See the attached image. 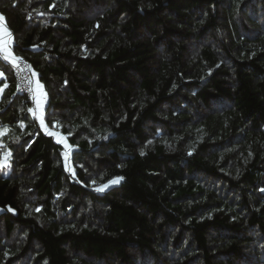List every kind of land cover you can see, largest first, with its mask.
<instances>
[{
    "label": "trees",
    "instance_id": "obj_1",
    "mask_svg": "<svg viewBox=\"0 0 264 264\" xmlns=\"http://www.w3.org/2000/svg\"><path fill=\"white\" fill-rule=\"evenodd\" d=\"M0 14L71 145L0 59V264H264V0Z\"/></svg>",
    "mask_w": 264,
    "mask_h": 264
},
{
    "label": "snow or ice",
    "instance_id": "obj_2",
    "mask_svg": "<svg viewBox=\"0 0 264 264\" xmlns=\"http://www.w3.org/2000/svg\"><path fill=\"white\" fill-rule=\"evenodd\" d=\"M0 21H4V16L3 14H0ZM4 34L7 37H11L12 33L10 29L7 27L3 28ZM11 44V39H8L5 41L4 47L2 52H0V56H2V59L6 62L11 63L13 66H17V61L20 59L19 57L15 56L9 45ZM33 76H36V73L33 72ZM0 78H4V73L3 71H0ZM7 87V84L5 83L3 88H0V92H3V89ZM33 91V100L36 103V108L32 109L29 108L28 112H30L34 118L39 120L40 126L44 129L45 134L49 136L56 137L58 143H63L65 148L71 149V145L67 144L65 142V139L60 137L58 133L51 132L48 130V126L45 124L44 120V103L47 98V93L44 92V86L39 82V80L35 81V88L32 90ZM56 125H58V122H55ZM144 153L142 152L141 155ZM191 154V153H190ZM11 153H7V156H10ZM65 159L68 158V152L64 153ZM120 179H123V177L109 180L107 183L100 185L97 187L95 190L98 192L104 191L110 184H115L118 183ZM93 184H95V181H93ZM264 191V190H262ZM9 211H12V209H9Z\"/></svg>",
    "mask_w": 264,
    "mask_h": 264
},
{
    "label": "built area",
    "instance_id": "obj_3",
    "mask_svg": "<svg viewBox=\"0 0 264 264\" xmlns=\"http://www.w3.org/2000/svg\"><path fill=\"white\" fill-rule=\"evenodd\" d=\"M17 61V66L2 59L12 70L16 81V91L23 96L26 102L31 104L32 109H35V101L33 100V89L35 88L33 73L29 62L22 57Z\"/></svg>",
    "mask_w": 264,
    "mask_h": 264
},
{
    "label": "rangeland",
    "instance_id": "obj_4",
    "mask_svg": "<svg viewBox=\"0 0 264 264\" xmlns=\"http://www.w3.org/2000/svg\"><path fill=\"white\" fill-rule=\"evenodd\" d=\"M1 79H3V78H0V80H1ZM34 80L36 81V78H35V77H34ZM1 93H2V92H0V95H1ZM45 104H47V101H45V103H44V112H45V109H46ZM35 106H36V105H35ZM53 127H54V126H53ZM48 130L52 132V130H51L50 128H48ZM6 132H7L6 130L1 131V133H0V138L3 137V136L6 134ZM53 132H55V131H53ZM55 133H58L59 136L62 137V138H64V139H65V142H66L67 144H69V143H68V140H67V137H65L64 135L60 134L59 132H55ZM54 138H55V141H57L56 137H54ZM61 144L64 146L63 143H61ZM64 148H65V146H64ZM65 151L69 153V152H70V149L65 148ZM9 158H10V156H7V153L2 154V156H1V160H0V165L3 166V165L5 164V162H7V161L9 160ZM66 162L68 163V159L66 160ZM68 171L72 174V173H73V169H72V167L69 166Z\"/></svg>",
    "mask_w": 264,
    "mask_h": 264
},
{
    "label": "crops",
    "instance_id": "obj_5",
    "mask_svg": "<svg viewBox=\"0 0 264 264\" xmlns=\"http://www.w3.org/2000/svg\"><path fill=\"white\" fill-rule=\"evenodd\" d=\"M4 27H6L5 21H0V52H2L6 40L11 39V44L9 45L10 48L12 47V44H13L12 36L9 38L4 34V31H3ZM34 83H35V80H34ZM35 105H36V103H35ZM45 106H46V104H45ZM35 108H36V106H35Z\"/></svg>",
    "mask_w": 264,
    "mask_h": 264
}]
</instances>
